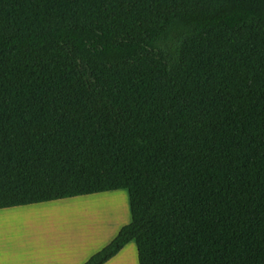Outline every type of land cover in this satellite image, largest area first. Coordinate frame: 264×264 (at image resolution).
<instances>
[{
    "label": "trees",
    "instance_id": "trees-1",
    "mask_svg": "<svg viewBox=\"0 0 264 264\" xmlns=\"http://www.w3.org/2000/svg\"><path fill=\"white\" fill-rule=\"evenodd\" d=\"M121 188L84 264H264V0H0V208Z\"/></svg>",
    "mask_w": 264,
    "mask_h": 264
},
{
    "label": "rangeland",
    "instance_id": "rangeland-1",
    "mask_svg": "<svg viewBox=\"0 0 264 264\" xmlns=\"http://www.w3.org/2000/svg\"><path fill=\"white\" fill-rule=\"evenodd\" d=\"M132 219L125 188L57 199L30 206V264H41L44 246L54 245L51 255L85 260L102 250ZM135 240L108 264H138Z\"/></svg>",
    "mask_w": 264,
    "mask_h": 264
},
{
    "label": "crops",
    "instance_id": "crops-1",
    "mask_svg": "<svg viewBox=\"0 0 264 264\" xmlns=\"http://www.w3.org/2000/svg\"><path fill=\"white\" fill-rule=\"evenodd\" d=\"M98 193L86 195H93ZM76 197L78 196L68 198ZM68 198L62 199L65 200ZM56 200L57 199L21 206L0 208V264H30V206L45 203L49 204ZM128 244H126L118 252V254L122 252L124 248L128 246ZM53 246L54 245L52 244L44 246V249H48V251L45 250V253H48V255L43 258L41 264H84L92 256L90 254L85 260L76 263L74 262V259L71 258V256L58 258L56 255H51V249H54ZM115 256H117V254ZM137 259L139 261L138 252ZM111 260L105 264H108L109 262H111Z\"/></svg>",
    "mask_w": 264,
    "mask_h": 264
}]
</instances>
